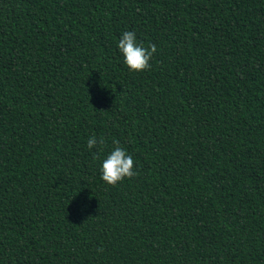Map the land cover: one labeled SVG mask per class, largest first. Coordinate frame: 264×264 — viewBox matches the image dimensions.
Listing matches in <instances>:
<instances>
[{
	"label": "trees",
	"instance_id": "1",
	"mask_svg": "<svg viewBox=\"0 0 264 264\" xmlns=\"http://www.w3.org/2000/svg\"><path fill=\"white\" fill-rule=\"evenodd\" d=\"M0 264H264V0H0Z\"/></svg>",
	"mask_w": 264,
	"mask_h": 264
},
{
	"label": "clouds",
	"instance_id": "2",
	"mask_svg": "<svg viewBox=\"0 0 264 264\" xmlns=\"http://www.w3.org/2000/svg\"><path fill=\"white\" fill-rule=\"evenodd\" d=\"M117 49L121 62L129 71H142L149 67V61L156 51L155 45L145 47L137 39V35L132 30L121 32L117 40ZM105 145L103 137L97 138L92 135L87 140L89 150L100 151ZM114 147L104 156L99 165L101 179L107 184H116L125 177H132L134 172L133 157L124 148L119 146L118 140H113Z\"/></svg>",
	"mask_w": 264,
	"mask_h": 264
}]
</instances>
